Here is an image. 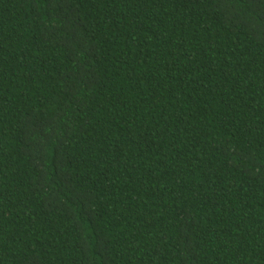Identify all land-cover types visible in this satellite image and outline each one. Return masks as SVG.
I'll use <instances>...</instances> for the list:
<instances>
[{
	"label": "trees",
	"instance_id": "obj_1",
	"mask_svg": "<svg viewBox=\"0 0 264 264\" xmlns=\"http://www.w3.org/2000/svg\"><path fill=\"white\" fill-rule=\"evenodd\" d=\"M0 264H264V0H0Z\"/></svg>",
	"mask_w": 264,
	"mask_h": 264
}]
</instances>
